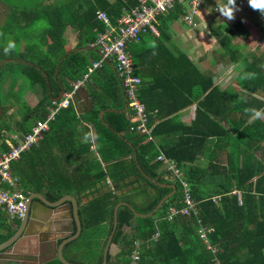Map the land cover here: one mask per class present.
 <instances>
[{"label":"trees","instance_id":"obj_1","mask_svg":"<svg viewBox=\"0 0 264 264\" xmlns=\"http://www.w3.org/2000/svg\"><path fill=\"white\" fill-rule=\"evenodd\" d=\"M67 1L65 4H44V10L49 13L45 16L51 23L46 33L51 40L50 47L43 59L33 62L35 65L21 64L26 77L34 85L47 87L65 55L62 35L68 24L83 39L79 47L91 46L96 36L104 31V25L96 20L97 11H104L115 24L123 7L138 5V0ZM183 9L184 6L177 5L156 18L160 35H152V46L145 45L150 40L145 38L146 35L139 42L128 45L134 74L141 79L138 95L150 114V123L153 125L157 118L161 119L152 130L155 142L148 141L145 135L131 129L134 123L129 110L119 112L125 105L124 88L119 75L105 61L90 76V103L82 104L79 115L73 111L72 104L61 108L50 122L48 131L42 135V139L57 132L74 135L81 121L91 123L96 144L94 151L89 150L90 144L83 145L85 155L89 156L87 166L72 174L68 180L63 174L49 175L38 171L44 158L42 147L39 149L35 145L12 163V171L19 175L23 191L27 195L30 192L41 193L51 202L64 195H73L81 201L80 195L96 187V183L105 182L107 178L112 181L115 192L109 189L100 192L98 188L97 195L80 207L82 234L64 246V249L70 250L77 245L80 247L91 230L104 224L105 241L100 243V259L96 264H103L104 248L113 226L114 208L119 202H127L137 212L147 214L171 191L150 182L142 172L159 183L175 184L177 190L150 217H136L127 206L119 207L117 228L112 238V244L119 248L115 255L116 264L129 263L136 241L142 244L138 264H213L214 255L198 234L201 226L213 229L207 233V241L217 248L216 256L221 264H264V61L258 56H239V50L230 44L234 32L224 37L221 42L228 62H242L243 70L236 82L250 99H245L244 92L240 95L235 91L221 90L214 85L212 75L200 71L170 43L167 25L172 20L182 19ZM2 53L0 51V57H3ZM96 53L81 50L66 56L59 72L62 81L65 76L68 77L70 84L66 83V90L86 72L89 57L94 56L93 61L101 58ZM2 81L0 77V86ZM92 88L99 93L96 94ZM256 95H261L263 100ZM43 97L34 108L22 104V123L35 124L44 118L51 99L47 94ZM194 103L193 124L176 123L172 117ZM102 110H108L103 116L108 126L99 118ZM255 111H260L261 116L250 121ZM5 116L4 110L0 118V134L2 129H9L4 123ZM222 120L229 129L220 123ZM61 121L64 124L58 125ZM168 125L171 126L168 136L177 134V141L167 139L169 142L166 143L161 140L165 134L162 130ZM22 131L28 133L30 127L22 126ZM7 150L9 147L2 143L0 152ZM160 152L175 161L184 173L197 203V217L177 215L172 221L162 219L170 207L184 206V194L181 185L165 178L164 165L157 160ZM223 152L225 156L221 157ZM199 154L206 155L208 164H196ZM234 190L241 192V201L232 193ZM214 197L217 198L213 200ZM0 213L6 215L2 211ZM1 214L0 227L7 232L0 236V243L14 233ZM156 231H159V237L153 241L151 238ZM112 257L108 253V264H114ZM66 260L72 263L80 261L72 256ZM54 261L63 264L58 259Z\"/></svg>","mask_w":264,"mask_h":264},{"label":"crops","instance_id":"obj_2","mask_svg":"<svg viewBox=\"0 0 264 264\" xmlns=\"http://www.w3.org/2000/svg\"><path fill=\"white\" fill-rule=\"evenodd\" d=\"M63 3L65 4L66 0H58L55 5ZM44 4L49 5L51 3L49 0H41L33 7L20 4L13 6L1 4L0 6V14L3 15V20L5 21L4 26L12 21L13 25L10 26V29L12 28L15 31L13 33L15 35L13 37V48L9 49L8 44L4 43L5 40L0 42V51H3V57H0V62H3L0 66V77L3 78L0 86V105L3 113L4 110L6 111L4 123L9 126L8 130L2 129L1 131L0 147L2 143H5L8 147L9 144L15 143L16 140L24 134L22 126L26 128L30 127L31 130V127L34 125L33 123L29 124L28 122L22 123L20 114L22 104L28 105L30 108H34L39 104L40 100L44 98V94H47L51 99L50 104L47 106L48 108L51 103L56 101L57 97L60 96L62 90H64V93L69 90L65 89L66 83H69L68 77L65 76L63 81L59 78L60 67L62 64H60V61L62 58L60 59L52 78L49 80L48 85L45 88L32 84L22 69L21 64L35 65L33 63L34 61L36 62L43 59V56L50 47L51 40L46 33L47 30L51 28V23L47 19V16H45L49 13L44 10ZM225 5H228V0H204L203 7L194 19V26H188L181 18H178L168 23L167 31L171 37L170 43L172 46L177 51L184 53L200 71L212 75L214 85L219 87L221 90L235 91L240 95L244 92L243 95L245 97L246 94H249L243 91L236 82L237 76L243 70L242 62H237L235 64L229 63V58L224 51L225 49L222 47L224 44L221 41L225 39L224 37L231 36L230 33L234 32V38L230 44L239 50V56H258L262 57V60L264 61V9L255 10L248 5L247 0H235V6L228 5L229 7H233V18L228 19L221 11ZM62 9H64V7H62ZM36 21H38L37 23H41L42 27L37 33L33 34V38L31 39L30 34L28 36L26 35V31H30L32 29L31 26L36 24ZM4 28L6 27H2L1 29ZM145 38L150 39L147 40L145 45L152 46V35H146ZM62 40L64 42V49L66 53L72 49L78 48L80 42H83V39L80 38V33L74 31L70 24L66 26L62 35ZM83 46L85 45L80 47ZM243 46H245L244 49ZM250 46H254V48L252 47L253 50ZM261 46L263 47L261 48ZM91 47L94 46L91 45ZM96 49L98 50V48ZM89 50L91 51L92 49H87L85 51ZM96 54L99 55L100 51L99 54ZM92 57L88 58L89 64L93 61ZM249 61H251V59ZM108 62L112 63L111 61ZM229 64H233L234 69L232 70V73H230L232 75V79L227 83L230 77L227 69ZM50 68H52V66ZM262 74L264 76V67ZM45 77L47 78V74H45ZM23 78H25L28 83L24 84L25 81H22ZM89 80L90 78L86 82L84 88L79 91L70 103L73 105V111L77 115L82 112L83 103H90V91L88 89V85L90 83ZM92 90H94L96 94L99 93V91L95 90V88H92ZM257 96L259 95H256L255 97ZM195 110L196 104L194 103L178 111L172 118L176 123L191 126V124L195 121ZM255 117L254 113L250 118V121H252ZM160 121L161 119L157 118L153 127ZM220 123L224 127L228 128L227 124L223 122V120ZM63 124L64 123H62V121L58 122V125ZM169 130H171V126L169 125L162 130L165 134L161 136V140L166 143L169 142L168 140H170V142L177 141V134L175 136L171 135V137L168 136ZM59 131L62 130L59 129ZM74 131V135H69L68 133L62 135V132H57L47 135L43 139L41 137L35 145L39 149L42 147V155L44 158L41 159V170L38 171H42L43 173H47L49 175L63 174L65 175L64 178L68 180L71 178L72 174L84 169L87 166L89 156L85 155L83 145L90 144L89 150H95V131L91 123H85L83 121L76 126ZM41 140L42 142L40 143ZM91 140H93V143H91ZM205 156L203 154H199L197 156L199 161L196 164L202 166L208 164V159ZM220 156L224 157L225 152H223ZM33 161H39V159H33ZM92 169L93 168H91V170ZM12 173L18 178V185L20 189H22L19 175L15 174L14 171H12ZM95 185L97 186L88 190L85 195H80L81 201H79L77 197L70 195L76 200L78 211H80V207L82 205H86L93 199L94 196L97 195L98 188L101 189L100 192L107 189L110 190V187L106 184V180L105 182L96 183ZM30 193H28V195ZM39 211L45 212L42 209H39ZM1 215L6 218V225L9 230L15 232L16 223H18L19 220H11L8 219L6 215ZM81 226H83L82 221ZM33 227L37 228L35 224ZM104 227V224H102L100 227L91 230L88 233L85 243L80 245V247L77 245L72 250L64 249V258L67 259L68 256L77 258L80 261L76 264H96L100 259V243L105 241ZM6 232L7 229L0 227V236ZM35 236L36 238H33V242H23V240L20 239L12 247L11 251L15 252V255L20 257L19 262L29 263V261H25L23 258L29 255V253L36 252V258L39 261H46L45 264H56L54 261L55 259L47 261L53 255L52 249H44L42 251L38 250L37 245L39 243L38 241L40 236L39 234ZM60 241L61 240L58 239L57 243ZM118 251V246L114 244L110 245L109 254L113 256L112 261L114 264L117 263L115 255Z\"/></svg>","mask_w":264,"mask_h":264},{"label":"built area","instance_id":"obj_3","mask_svg":"<svg viewBox=\"0 0 264 264\" xmlns=\"http://www.w3.org/2000/svg\"><path fill=\"white\" fill-rule=\"evenodd\" d=\"M204 0H138V5L122 8L121 15L114 24L104 11L96 12V20L104 25V31L96 36L93 46L98 48L101 54L99 60L92 61L86 68L83 76L71 83V88L63 94L58 101H53L47 108L45 116L37 120L28 133H24L15 143L9 144V150L0 152V211L4 212L9 219L19 220L25 212L27 193L20 189L18 178L12 173V163L17 161L22 153L29 151L38 143L42 135L48 131L49 124L54 120L57 112L61 108L69 106L79 91L84 88L91 74L102 67L103 63L111 61L121 78L122 86L127 97L128 110L134 125L132 130L145 135L148 141L155 142L152 136L153 125L150 123V114L146 111L145 105L141 102L138 89L141 79L134 74V62L128 49L132 42H139L144 35L159 37L160 32L155 24V20L160 15H165L177 5L184 6L182 20L188 26H194V19L203 7ZM93 143V140H91ZM164 165L166 179L176 181L183 188L184 206L181 208L170 207L162 219L172 221L177 215L198 216L197 203L192 197L190 187L182 170L177 163L162 152L157 157ZM106 184L110 191L115 192L111 180L106 179ZM241 201V192H232ZM217 197H214L215 200ZM198 222H201L198 220ZM212 228L201 226L198 230L200 239L206 248L214 255L213 264H221L217 259V248L210 246L207 241V233L212 232ZM159 237V231L152 236L155 241ZM141 242L136 241L129 256L128 264H138L140 260Z\"/></svg>","mask_w":264,"mask_h":264},{"label":"water","instance_id":"obj_4","mask_svg":"<svg viewBox=\"0 0 264 264\" xmlns=\"http://www.w3.org/2000/svg\"><path fill=\"white\" fill-rule=\"evenodd\" d=\"M87 49H92L99 54V51L96 49V47H78L67 52L62 57L60 64L63 62L67 55L76 51ZM2 63L3 62H0V66ZM106 63L117 73L112 63H109L108 61H106ZM63 93L64 90L61 91L60 96L57 97L56 101L62 98ZM109 110L116 111L112 109ZM127 110V97L125 95L124 108L122 110H119V112H126ZM106 111L108 110H102L99 114V118L105 126H108V124L103 119ZM2 115L3 110L0 105V118L2 117ZM142 174L150 182L162 187H167L171 189V191L162 199H160L157 205L147 214L137 212L127 202H119L115 206L112 230L107 238V242L103 252V264H108L107 255L109 253L110 245L112 244L113 235L117 228V212L119 207L121 205L127 206L136 217H150L153 216L161 208L163 203L171 198L177 190L176 185L173 183H159L156 180L148 177L143 172ZM39 209H42L45 212L39 211ZM33 223L37 226V228L33 227ZM81 231L82 226L78 212V205L74 197L65 195L63 197H60L58 200L51 202L40 193H30L29 195H27L24 215L21 219H19V222L16 223L15 232L7 240L0 243V264H45L46 261L41 262L36 258V252L29 253V255L23 258L25 261H29L28 263L19 262L20 257L15 255V252L11 251L12 247L17 243L18 240L22 239L23 242L32 241L33 238H36L35 235L37 234H39L40 236L38 241L39 243L37 245L38 250L42 251L44 249H52L53 251V255L47 261L58 259L63 264H76L69 262L64 258L63 249L66 244L79 238V236L81 235ZM58 239L61 240L59 243H57Z\"/></svg>","mask_w":264,"mask_h":264},{"label":"rangeland","instance_id":"obj_5","mask_svg":"<svg viewBox=\"0 0 264 264\" xmlns=\"http://www.w3.org/2000/svg\"><path fill=\"white\" fill-rule=\"evenodd\" d=\"M41 0H0V6L1 4L3 5H6V6H13V5H26V6H29V7H33V6H36L37 3H39ZM56 1L58 0H49V2L53 5L56 4ZM68 1L66 0V3ZM64 4V3H63ZM9 18V17H8ZM4 20H3V15L0 14V42L5 40L4 43L6 44H9V43H12L14 44L13 42V37L15 36L13 33L15 32L14 29H10V26H12V21H10L11 23H7L5 26H4ZM38 21H36V24L32 25L31 28L34 29V30H28L26 31V35L28 36L30 34V38L32 39L33 38V34L34 33H37L39 29H41L42 27V24L41 23H37ZM3 25V26H2ZM2 27H6V30L3 32V29H1ZM21 33V32H20ZM14 40H17V39H14ZM236 40V39H235ZM231 43V42H230ZM252 47L254 48V46H250V48L252 49ZM263 46H261L262 48ZM245 48V46H243V49ZM253 50V49H252ZM228 69V74L232 73V70L234 69V65L233 64H229V66L227 67ZM232 79V75L230 74V77H229V80L227 81V83ZM22 81H25L24 84L28 83L26 81L25 78L22 79ZM258 98H262L261 95L257 96ZM245 99L249 100L250 99V96L246 94L245 96ZM253 120V119H252ZM207 154V153H206ZM65 196V195H64ZM63 197V196H62Z\"/></svg>","mask_w":264,"mask_h":264},{"label":"clouds","instance_id":"obj_6","mask_svg":"<svg viewBox=\"0 0 264 264\" xmlns=\"http://www.w3.org/2000/svg\"><path fill=\"white\" fill-rule=\"evenodd\" d=\"M248 5L252 8V9H264V0H247ZM228 5H233L235 6V0H228ZM228 5H225L221 11L222 14L227 17L228 19H232L233 18V7H229ZM14 45L12 43L8 44V48L11 49L13 48ZM107 61V60H106ZM255 116L258 118L261 116V112L260 111H255Z\"/></svg>","mask_w":264,"mask_h":264}]
</instances>
